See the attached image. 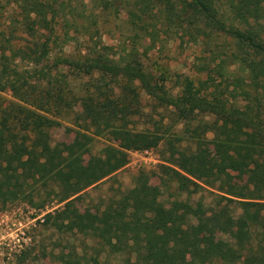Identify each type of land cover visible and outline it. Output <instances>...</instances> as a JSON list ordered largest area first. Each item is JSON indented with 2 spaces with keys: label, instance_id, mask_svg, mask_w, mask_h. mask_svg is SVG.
<instances>
[{
  "label": "trees",
  "instance_id": "obj_1",
  "mask_svg": "<svg viewBox=\"0 0 264 264\" xmlns=\"http://www.w3.org/2000/svg\"><path fill=\"white\" fill-rule=\"evenodd\" d=\"M12 3L16 21L36 41L0 47V92L19 102L0 110V205L32 204L30 188L49 192L62 206L42 225L94 244L90 254L62 253L61 264H104V254L127 264H264V0ZM113 13L124 14L131 28L106 45L117 29L108 20ZM176 38L202 48L195 77L158 64ZM216 39L233 50L223 52ZM71 41L77 45L66 52ZM153 50L152 64L144 63ZM77 77L82 81L72 85ZM143 95L153 111L170 110L193 148L161 166L158 185L154 174L140 172L102 211L78 210L70 199L123 169L129 153L152 152L165 139L171 149L184 142L167 127L162 134L133 128L144 117ZM69 114L77 128L71 143L41 141ZM94 137L118 145L85 163ZM230 173L249 175L230 183ZM171 184L186 194L208 188L216 204L207 210L175 200L165 207L161 187Z\"/></svg>",
  "mask_w": 264,
  "mask_h": 264
},
{
  "label": "rangeland",
  "instance_id": "obj_2",
  "mask_svg": "<svg viewBox=\"0 0 264 264\" xmlns=\"http://www.w3.org/2000/svg\"><path fill=\"white\" fill-rule=\"evenodd\" d=\"M12 1L0 0V47L8 46L7 48L12 49L32 47V42H35L36 39L27 35L23 25L16 21V6ZM124 19V14L116 17L113 13L108 17L110 24L116 25L117 29H113V38L104 37L103 42L106 45H115L116 41L113 39L118 40L119 32L123 34L130 32L131 27ZM174 41L170 45H165L162 55L167 57L160 60L158 64L167 66L174 73L195 77L193 66L196 64V56H199L202 48L187 43L188 38H184L183 41L176 38ZM213 44L224 45L223 52L230 53L233 50V46L223 39H216ZM76 45V41H71L64 50L72 52ZM137 48L140 52L143 51L142 45ZM58 50L60 51V48ZM146 54L147 57H141V60L144 63L152 64L149 61H153L156 57V50L147 51ZM81 81L77 77L72 81V85H78ZM172 84L171 82L168 86H172ZM13 104H19V102L12 97L9 91L0 92V110L7 109ZM142 105L144 117L136 119V124L134 127L132 126L134 129L150 130L162 134L164 128L167 127V133L181 137L184 142L176 143L171 149L165 139L156 150L147 152V154L146 152L129 153V162L123 169L70 199H74L73 206L78 210L102 211L111 200L120 198L124 192L134 186L135 178L140 172L154 174L152 184L158 185L161 166L170 167L176 160L175 152L177 150L185 151L193 148L191 142L186 141L185 128L172 117L170 110L153 111L149 99L144 95L142 96ZM73 118L74 114H69L64 119H57L54 128L40 136L41 141L45 140L49 145L71 143L75 136L72 130H77L73 124ZM40 139L38 138V140ZM117 145L118 142L108 138L94 137L90 151L84 157V162L88 163L94 158L101 157L102 150L106 146L117 147ZM210 150L213 151V147H210ZM247 175L249 174L236 176L234 173H230L225 181L230 183L242 181L244 183L247 181ZM211 192L208 188L202 187L193 194L179 193L176 191L175 185L171 184L166 188L161 187L159 201L165 207H169L175 200L190 204L201 202L207 210H211L216 204ZM29 193L32 195V204L29 203L30 198H27L4 207L0 205V264H61L59 257L62 253L67 254L70 251H76L78 254L92 253L91 248L94 244L88 238L78 234H61L42 225L46 214L62 206L55 204L54 198L49 192H45L41 188L38 191V187H34L29 189ZM238 214L239 212L236 211L234 215ZM21 232L25 234L24 241L21 239ZM125 258L124 256L104 254L101 262L104 264H127Z\"/></svg>",
  "mask_w": 264,
  "mask_h": 264
},
{
  "label": "built area",
  "instance_id": "obj_3",
  "mask_svg": "<svg viewBox=\"0 0 264 264\" xmlns=\"http://www.w3.org/2000/svg\"><path fill=\"white\" fill-rule=\"evenodd\" d=\"M146 154H147V152H146ZM20 234L22 235V238H21L22 241H24V236H25V234H24L23 232H21Z\"/></svg>",
  "mask_w": 264,
  "mask_h": 264
}]
</instances>
